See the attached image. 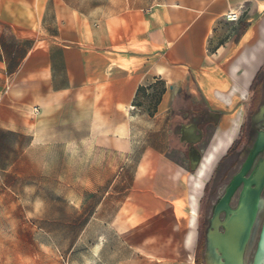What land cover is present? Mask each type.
Returning a JSON list of instances; mask_svg holds the SVG:
<instances>
[{
	"label": "crops",
	"instance_id": "obj_1",
	"mask_svg": "<svg viewBox=\"0 0 264 264\" xmlns=\"http://www.w3.org/2000/svg\"><path fill=\"white\" fill-rule=\"evenodd\" d=\"M257 1L0 0V147L6 132L42 146L69 130L65 190H109L113 226L130 243L142 227L145 247L178 241L188 200L182 239L191 249L197 192L221 139L194 173L178 155L187 146L191 165L204 126L234 106L235 130L264 59V11L224 16Z\"/></svg>",
	"mask_w": 264,
	"mask_h": 264
},
{
	"label": "rangeland",
	"instance_id": "obj_2",
	"mask_svg": "<svg viewBox=\"0 0 264 264\" xmlns=\"http://www.w3.org/2000/svg\"><path fill=\"white\" fill-rule=\"evenodd\" d=\"M261 5L264 6V0L241 7L240 18L255 19L264 11ZM258 84L261 105L250 116L248 140L241 152L221 167L205 201L207 233L200 264H217L215 257L221 261L218 264H227L220 252L208 244V235L213 231L224 232V221L238 207L246 181L252 179L250 174L262 157L258 140L261 134L264 136V68ZM235 109L234 106L222 123L206 129L191 165L184 156L178 155L190 173H194L215 134L228 127ZM69 135V130L55 129L43 140L47 143L32 146L28 132L2 134L0 264H196L194 243L191 249H186L182 239L187 230L188 200L178 241L147 243L145 247L137 240L142 239V227L131 229L130 243L113 226L111 195H105L109 190L64 189L63 141ZM202 194L201 186L197 192V212ZM257 196L260 203L254 212L240 264H264V181Z\"/></svg>",
	"mask_w": 264,
	"mask_h": 264
},
{
	"label": "flooded vegetation",
	"instance_id": "obj_3",
	"mask_svg": "<svg viewBox=\"0 0 264 264\" xmlns=\"http://www.w3.org/2000/svg\"><path fill=\"white\" fill-rule=\"evenodd\" d=\"M264 68V59L262 63L257 68L256 72L252 76L251 80H249L245 97L241 100V103L239 104L240 108V116L238 118V124L236 125L235 130L230 133L231 139L227 143H224L223 148H221L217 153H215V156L206 170L205 177L202 183V190L203 194L199 200V209L197 212L196 217V227H195V238H194V258L195 256L200 260L201 251L204 248L205 242H206V233H207V222L206 217L204 213V207H205V201L208 196L212 181L214 177L220 172V169L223 165H225L231 158H234L237 156L243 147L245 146L247 140H248V134H249V120L250 116L256 112V110L260 107V88L258 84V78L260 76V73L262 72ZM235 114V113H234ZM234 116V115H233ZM231 117L229 119V125L227 128L221 130L219 134H215L214 138H220L222 140L225 139L226 132L231 127ZM209 126H204V132L203 137L205 134L206 129H208ZM264 133V130L262 131ZM258 144L260 147V152L262 153V157L260 158V161L264 160V136H259ZM212 139L211 144L209 145V148L216 142L215 139ZM199 145V144H198ZM197 145V146H198ZM183 152V156L187 158V146L181 150ZM204 156V155H203ZM260 161H256V165L250 174L256 175L257 170L260 167ZM258 162V163H257ZM255 184H251L250 188H255Z\"/></svg>",
	"mask_w": 264,
	"mask_h": 264
},
{
	"label": "water",
	"instance_id": "obj_4",
	"mask_svg": "<svg viewBox=\"0 0 264 264\" xmlns=\"http://www.w3.org/2000/svg\"><path fill=\"white\" fill-rule=\"evenodd\" d=\"M246 206L244 202L239 203L236 210L227 217L223 224V233L213 231L208 235V244H211L213 239L227 264H240L243 246L248 239L253 219L252 208Z\"/></svg>",
	"mask_w": 264,
	"mask_h": 264
},
{
	"label": "bare ground",
	"instance_id": "obj_5",
	"mask_svg": "<svg viewBox=\"0 0 264 264\" xmlns=\"http://www.w3.org/2000/svg\"><path fill=\"white\" fill-rule=\"evenodd\" d=\"M234 131V129L230 128L226 134H225V139L224 140H220V142L218 143V149L217 151H219L221 148H223V144L224 143H227L228 141H230L231 139V134ZM250 164V163H249ZM248 167V166H247ZM242 176V175H241ZM241 178V177H240ZM264 181V161L262 163H260V167L259 169L257 170L256 172V175H252V179L246 181L247 183V186L246 188L242 191V194L240 196V200H239V203H245V206L248 205V207L251 209L252 208V213H253V217H254V212L256 210V207L258 206V203L259 202V199H258V190L259 188L261 187L262 183ZM238 182V181H237ZM254 183L256 186L255 188H250V185ZM233 188V187H232ZM225 199V198H224ZM239 205V204H238ZM226 206V205H225ZM229 207V206H228ZM247 207V206H246ZM258 208V207H257ZM234 211H232L229 216L233 213ZM228 216V217H229ZM253 220V219H252ZM214 221V220H213ZM212 221V222H213ZM225 222V221H224ZM217 223V221L215 222ZM218 241V240H217ZM211 248H216L215 246V242L213 241V239L211 240ZM263 242V241H262ZM218 243V242H217ZM264 243V242H263ZM262 245V243H261ZM217 249V248H216ZM215 250V249H214ZM215 262L218 264V263H221V261L218 259V257L216 258L215 257ZM255 262V261H254Z\"/></svg>",
	"mask_w": 264,
	"mask_h": 264
},
{
	"label": "built area",
	"instance_id": "obj_6",
	"mask_svg": "<svg viewBox=\"0 0 264 264\" xmlns=\"http://www.w3.org/2000/svg\"><path fill=\"white\" fill-rule=\"evenodd\" d=\"M224 17L227 21H237L240 17V8L228 11ZM131 108H134V106H131ZM33 111L36 112L37 109L34 108Z\"/></svg>",
	"mask_w": 264,
	"mask_h": 264
},
{
	"label": "trees",
	"instance_id": "obj_7",
	"mask_svg": "<svg viewBox=\"0 0 264 264\" xmlns=\"http://www.w3.org/2000/svg\"><path fill=\"white\" fill-rule=\"evenodd\" d=\"M171 128H172V132H173V135L176 137L177 136V128H176V124L175 123H172L171 124ZM194 261L196 264H200L201 262L199 261V259L195 256L194 258Z\"/></svg>",
	"mask_w": 264,
	"mask_h": 264
}]
</instances>
